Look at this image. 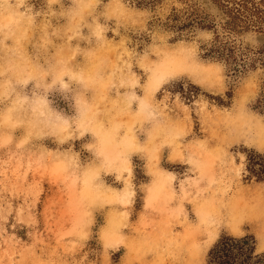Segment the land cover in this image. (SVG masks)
I'll list each match as a JSON object with an SVG mask.
<instances>
[{
    "label": "rangeland",
    "instance_id": "374dc122",
    "mask_svg": "<svg viewBox=\"0 0 264 264\" xmlns=\"http://www.w3.org/2000/svg\"><path fill=\"white\" fill-rule=\"evenodd\" d=\"M193 11L224 21L209 0H0V264H206L222 234L264 251V225L221 221L264 219V64L205 58L211 31L171 28Z\"/></svg>",
    "mask_w": 264,
    "mask_h": 264
},
{
    "label": "trees",
    "instance_id": "16d2710c",
    "mask_svg": "<svg viewBox=\"0 0 264 264\" xmlns=\"http://www.w3.org/2000/svg\"><path fill=\"white\" fill-rule=\"evenodd\" d=\"M136 8H144L153 4V0H129ZM219 7L224 21L216 24L207 22L193 12L172 15L171 28L182 32L198 28L211 31L212 42L205 50V58L224 65L228 74L236 75L264 64V50L251 55L242 53L235 46L233 39L250 29L259 34L264 33L263 0H209ZM190 96V95H189ZM253 110L264 114V83L253 105ZM247 180L264 181V155L254 152L246 154ZM206 264H264V251L257 252L256 241L252 235L233 237L222 234L209 248Z\"/></svg>",
    "mask_w": 264,
    "mask_h": 264
},
{
    "label": "bare ground",
    "instance_id": "6f19581e",
    "mask_svg": "<svg viewBox=\"0 0 264 264\" xmlns=\"http://www.w3.org/2000/svg\"><path fill=\"white\" fill-rule=\"evenodd\" d=\"M252 212H254V210L251 207L242 205L240 207H234L233 205L225 207L224 211L221 212L222 225L228 226L234 223L240 225L244 223V221L254 223L257 227L264 225V219L260 220L257 217H253Z\"/></svg>",
    "mask_w": 264,
    "mask_h": 264
}]
</instances>
